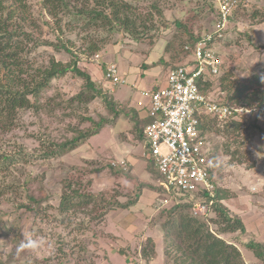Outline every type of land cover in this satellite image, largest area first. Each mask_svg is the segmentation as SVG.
Masks as SVG:
<instances>
[{
    "label": "rangeland",
    "instance_id": "374dc122",
    "mask_svg": "<svg viewBox=\"0 0 264 264\" xmlns=\"http://www.w3.org/2000/svg\"><path fill=\"white\" fill-rule=\"evenodd\" d=\"M126 1L135 6V15L142 19L151 18L149 12L155 13L152 5L157 2L165 10L166 19L163 21L156 19V24L159 21L161 26L157 31L153 29L150 31V34H153L151 38L137 41L123 31L116 32L110 37L112 42L94 57L78 62L82 69L90 72L98 88L104 91L107 100L104 96H99L88 107L76 102L69 104V98L82 90L84 81L78 76H73L72 73L55 78L40 97V102L45 108L51 110V114H46L41 109L38 115L33 110L23 112L20 116L23 126L6 137L7 143L10 144L6 146L10 150L18 148L14 143H19L25 146L30 154L29 157L35 156L27 165L28 171L25 175L26 179L33 180L31 190L42 199L41 206L46 208V211L36 214V211L20 208L18 204L22 200L26 203L25 194L22 199H15L11 195L0 198V218H2L0 260L4 264H178L181 253L174 250L172 246V242H177L172 240L173 236L166 237L162 225L170 218L168 209L177 199L190 200L194 194H183L179 191L160 193L157 189L160 187L158 184L160 175L152 168L147 158L141 154V158L147 160L148 171L141 167L137 170L135 163L131 164L129 161L128 154L123 156V153L130 152L132 156L133 148L122 133L126 132V127L129 126L126 119L128 114L132 115L136 112L145 114L147 99L141 93L143 84L135 85L136 79L144 81L149 86L154 85L152 88L161 86L160 78L153 76L154 70L145 67L143 63L159 60L161 56H164L167 58L166 66L158 70L162 73V79H168L173 67L185 64L187 59L193 58L191 54L184 51V45L194 41L191 34L199 36L212 27L216 16V3L212 0ZM31 2L37 18L42 9L37 5V0H31ZM246 3L242 1V5L235 11L234 23L230 24V30H227L225 38L214 44V48L221 53L224 68H227L234 80L248 78L258 72L264 64V46L252 41L249 37L250 29L262 20L263 14L258 10L264 8V0L248 2L250 4L248 6L244 5ZM38 18L43 19V17ZM180 23H182L181 27H179ZM40 36H43V33ZM260 37L263 38L264 44V34L260 33ZM167 45L168 50L165 49ZM33 54L41 60L48 59L52 54L64 62L71 59L70 53L65 50L56 53L52 46L44 44H38ZM111 62L119 64L122 71L127 73L125 83L112 86L106 80L105 71ZM215 85L218 86L216 82ZM212 94L216 98L220 97L217 87L212 90ZM51 95L55 96L56 100L48 102L47 97ZM60 103H62L61 106ZM256 112V109H253L252 112L241 113L249 114L254 119ZM122 114L124 115L118 121L119 115ZM88 115L92 116L96 122L106 119L108 123L116 121L118 123L104 126L99 133L79 142L76 146L68 147L65 151L60 150L59 154L53 157L43 159L37 157L41 153L42 138L64 142L78 134L79 128L83 130L96 128L95 123L83 122L82 116ZM259 122L262 125L263 119L260 118ZM257 131L252 129L253 139L246 143L248 149L244 144L246 163L230 164L229 157L222 152H218L215 160V177L220 186H230L236 191L241 190L239 192L244 199L237 197L239 192L231 191L233 199L230 198L231 200L228 201L231 214H236L240 218L241 216L249 218L251 211L255 212L256 209L264 214V175H262L264 173V133L262 135ZM139 135H141L140 125L137 130V136ZM147 143L139 140L137 145L139 152L145 146L148 148ZM256 153L259 161L255 166L258 168L255 170L259 171L254 173L249 170V166L256 160ZM124 158L130 164L129 170L122 169L120 165ZM66 176H74L76 180L80 177L87 190L95 193L107 192L109 199L119 196L122 202L135 200L136 194L140 190L142 194L146 187L152 190L146 191V195L138 204L140 207L133 205L129 208L120 207L110 211L101 225L96 227L93 225L98 234L94 231L84 234L78 231L72 233L69 232L71 227L52 219L53 215H58L57 210L47 207L53 205L56 208L59 205L61 182ZM146 203L149 206H145ZM24 231L30 232L32 236L44 237L51 244L53 251L42 249L32 254L22 249L21 244L24 241L22 232ZM61 235L64 237H60ZM244 235V232L236 231L225 234V238L239 246L246 264H256L259 259L254 251L247 247L249 242L246 243L248 239ZM150 237L155 240L156 249L147 240ZM79 241L85 243L87 249L83 250L82 246L77 247ZM62 246L64 251L60 249ZM144 248L149 253L148 258L144 256ZM167 249L170 250L169 255L166 254ZM122 250L124 253L121 252ZM64 255L66 258H62Z\"/></svg>",
    "mask_w": 264,
    "mask_h": 264
},
{
    "label": "trees",
    "instance_id": "16d2710c",
    "mask_svg": "<svg viewBox=\"0 0 264 264\" xmlns=\"http://www.w3.org/2000/svg\"><path fill=\"white\" fill-rule=\"evenodd\" d=\"M37 1V5L42 9L38 17H43L42 20L34 15L31 0H0V198L11 195L15 199H22L25 194L26 203L22 200L18 204L20 208L41 214L42 211H46V208L41 206L42 199L31 190L33 180L26 179L25 175L28 171L27 165L35 156L29 157L30 154L25 146L19 143H14L18 147L16 149L7 148L6 145H10L6 140L7 135L23 126L20 116L27 110L35 111L37 115L40 112L39 109L46 114H51V110L45 108L40 102V97L55 78L72 73L73 76H78L84 81L82 90L69 98V104L76 102L88 107L99 96H104L106 99L107 96L98 88L90 72L82 69L78 62L94 57L112 42L110 37L116 32L123 31L137 41L151 38L153 34H150V31L152 29L157 31L161 26L159 21L166 18L165 10L157 2L152 5L155 13L149 12L151 18L142 19L135 15V6L126 0ZM212 1L215 3L214 0ZM241 3L240 0L234 9L230 24L234 21L235 11L242 5ZM258 12L263 14L259 22L262 23L264 8ZM156 19H159L157 24ZM230 24L227 30H230ZM181 26L182 23L179 27ZM210 29L212 27L208 30ZM250 31L252 34L253 29L251 28ZM41 33L43 36H40ZM251 34L249 37L253 41ZM202 35L191 34L194 41L186 44L183 42L184 51L191 54L190 56H193L192 49ZM53 36L54 39H52ZM221 40L223 38L219 41ZM38 44L52 46L56 53L65 50L70 53L71 59L64 62L52 54L48 59L41 60L33 54ZM166 61L167 58L161 56L152 65H165ZM186 61L192 63L193 58ZM198 84L203 94L227 103L231 108L244 107L256 109L257 112L254 119L246 113H237L225 120H218L217 117L209 115L203 116L201 128L213 148L210 172L216 184L214 202L206 214L200 215L194 212L193 206L197 200L204 202L207 199L205 192L204 194L195 193L190 200L177 199L168 209L170 218L162 225V228L166 237L173 236L172 240L177 242H172V246L174 250L181 253L178 264H246L239 246L225 238V234L236 231L245 232L246 224L242 218L231 214L229 206L225 203L232 197L231 190L220 186L217 181L215 160L218 152H222L229 157L230 164L246 163L244 144L246 146L252 141V129L258 130L257 132L263 135L264 126L259 119L262 118L264 121V66L248 78L234 80L223 65L220 75L211 76L207 72L198 79ZM215 87L220 93V99L212 94ZM54 100H56L55 96L47 97L48 102ZM59 105L61 106L62 103ZM114 113L117 114L115 110ZM82 120L95 123L97 126L88 130L79 128L78 134L64 142H57L52 138V141L40 138L41 153L37 157L50 158L59 154L62 149L65 151L70 146H76L79 142L99 133L109 122L106 119L96 122L89 115L82 116ZM255 157L256 160L249 168L257 165L259 161L257 153ZM150 165L158 172L152 161ZM61 184L59 205L56 208L53 205L47 207L57 210L58 215H53L52 219L71 227L69 232L72 233L96 232L93 225L94 227L101 225L110 211L120 207L129 208L135 205L141 196L140 190L135 200L122 202L119 196L109 199L107 192H91L84 187L80 177L76 180L74 176H66ZM160 187H157L160 193H168L164 187ZM147 240L153 244L154 248L155 240L152 237ZM78 243L77 247L82 246L83 250L87 249L85 243L81 241ZM247 247L258 257L259 262L256 264H264V243L250 241ZM60 249L64 251L63 246ZM143 251L145 258H148L149 253L146 248ZM169 251L167 249V255L170 254ZM121 252L124 253L123 250ZM0 264L4 262L0 260Z\"/></svg>",
    "mask_w": 264,
    "mask_h": 264
},
{
    "label": "built area",
    "instance_id": "2783aa9c",
    "mask_svg": "<svg viewBox=\"0 0 264 264\" xmlns=\"http://www.w3.org/2000/svg\"><path fill=\"white\" fill-rule=\"evenodd\" d=\"M214 1V24L192 49L193 62L173 67L166 84L141 91L149 101L151 118L144 129L148 148L143 156L154 163L160 175L158 184L167 191L207 194L204 202L197 200L193 206L194 212L200 215L207 213L216 193L215 178L210 172L213 148L210 149L212 146L201 128L203 116L225 120L237 113L253 110L231 108L229 104L200 91L198 79L207 72L218 76L223 71L224 62L214 44L225 37L232 13L240 0ZM126 75L119 64L111 62L107 65L105 78L112 86L125 83ZM120 165L124 170L130 169L125 158Z\"/></svg>",
    "mask_w": 264,
    "mask_h": 264
},
{
    "label": "crops",
    "instance_id": "0c3cea01",
    "mask_svg": "<svg viewBox=\"0 0 264 264\" xmlns=\"http://www.w3.org/2000/svg\"><path fill=\"white\" fill-rule=\"evenodd\" d=\"M241 1H244V2H247V3L248 2L254 3V0H241ZM232 23H234V21ZM260 33L264 34V22L257 24V26L254 25L253 26V31H252L253 41H255L256 43H259L262 46H264V44L262 43V39L263 38L260 37ZM157 60L158 59L152 60V61H149V62L147 61V62L143 63V65L146 64V65H144L145 67L147 66V68H149V69L151 68V70H154V75L153 76H155V78L156 77L160 78L161 85H164V84H166L167 79L164 80V79L161 78L162 77V73L158 69L160 67L165 66V65H163V64H161V65H152L153 62L154 61L156 62ZM262 65L264 66V64H262ZM136 84L138 86L143 84L142 90L145 89V88H151L152 86H154L152 84L149 86L144 81L141 82L139 79H136L135 85ZM146 101H147V104L145 105V114L142 115L140 112H136V113H134L132 115L128 114L126 116L128 118H126V119H128L129 126L126 127V132L122 133V135L125 136V139L131 144V146L133 148L132 149V156L133 157L131 156V152L130 151H128L130 153H123V156L125 157L126 155H124V154H128L129 161H131V164L135 163V166L137 167V170L140 167L143 168V170H145V169L147 170V168H148L147 160L149 161V163L151 162L147 157H145V158H147V160L144 159V158H141V154H143V152L146 151V149H147L146 146L141 149V152H139L138 147H137L139 140H142V142H146L147 143V139L145 137V133H143V132H144V129H145L146 125L151 121V118H150V116L148 114L149 101L148 100H146ZM137 109H138V107H137ZM123 115L124 114L119 115L118 121L120 120V117L123 116ZM118 121H116L115 123H108L107 125H116L118 123ZM263 123H264V121H263ZM263 123H262V125H263ZM139 125H140V128H141V135L137 136V130H138V126ZM135 130H136V132H135ZM140 158H141V160H140ZM257 168L258 167H256V168L254 167V168H250L249 170H252L254 173H256V172L259 171V170H255ZM262 175H264V173H262ZM226 188L230 189L231 191H235L237 193L239 191H241V190H239V191L233 190V188H230V186H226ZM148 189H151V188H147L146 187V188L143 189L142 194H141V196L139 198V201L135 205H138L139 202L142 201V199L146 195V191ZM247 189H245V190H247ZM237 195H238L237 197L239 199H244L243 195L240 192ZM231 199H233V198H231ZM228 201H229V199L226 200L225 203L229 206ZM146 205H148V204L146 203L145 206ZM138 206L140 207V205H138ZM251 212L252 213H251L249 218H247L245 216V214H244L245 217L241 216L242 219H243V222L246 224V230L244 232V234H245L244 237L246 239H248V240H246V243H248L250 241H256V242L264 243V214H262V212L260 210H258V209H256L255 212L254 211H251ZM259 222H261V223H259Z\"/></svg>",
    "mask_w": 264,
    "mask_h": 264
},
{
    "label": "clouds",
    "instance_id": "9594fccd",
    "mask_svg": "<svg viewBox=\"0 0 264 264\" xmlns=\"http://www.w3.org/2000/svg\"><path fill=\"white\" fill-rule=\"evenodd\" d=\"M24 241L21 244V248L27 250L29 253L35 254L42 249H46L49 252L53 251L51 244L42 236H32L30 232H22Z\"/></svg>",
    "mask_w": 264,
    "mask_h": 264
}]
</instances>
